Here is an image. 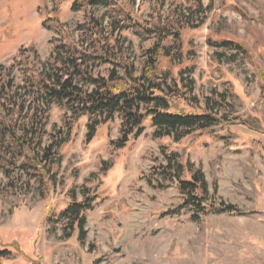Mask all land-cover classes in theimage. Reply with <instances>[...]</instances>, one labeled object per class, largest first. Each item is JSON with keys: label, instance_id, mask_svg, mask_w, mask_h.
<instances>
[{"label": "rangeland", "instance_id": "1", "mask_svg": "<svg viewBox=\"0 0 264 264\" xmlns=\"http://www.w3.org/2000/svg\"><path fill=\"white\" fill-rule=\"evenodd\" d=\"M74 1L0 0V65L13 64L14 85L36 75L39 59L50 55L61 36L77 37V25L89 15H104L106 24L111 16H120L109 11L122 6L144 22L154 0H115L116 6L107 9L83 5L78 10ZM177 1L165 0L163 11ZM202 3L210 9L201 26L183 32L182 59L162 58L158 70L167 72L169 84L176 82L181 90L169 96L174 109L200 114L206 111L207 96L223 93L225 105L216 113L230 120L173 141L153 138L146 119L143 134L114 149L110 142L119 135L117 116L101 124L91 141L85 136L87 118L80 117L56 149L60 161L45 162L46 174L18 166L10 176L0 170V247L12 254L2 264H264V0ZM123 35L131 43L128 61L139 73L143 50L154 39L131 30ZM223 40L240 43L247 54L216 46ZM109 66L100 64L95 72L107 75ZM188 69L193 71L191 93L183 92L180 80L181 71ZM5 113L19 123L25 112L17 116L0 102V114ZM68 117L63 107L51 106L37 149L40 156L51 139L67 132ZM163 147L177 152L181 162L201 168L210 193L216 184V202L245 214H200L193 220L191 208H178L184 196L175 180L153 174L156 165L166 164ZM150 177L162 187L150 184ZM83 194L94 197V207L86 212L87 233L80 242L76 229L65 235L63 219L47 218H56ZM169 210L176 213L167 214Z\"/></svg>", "mask_w": 264, "mask_h": 264}, {"label": "trees", "instance_id": "2", "mask_svg": "<svg viewBox=\"0 0 264 264\" xmlns=\"http://www.w3.org/2000/svg\"><path fill=\"white\" fill-rule=\"evenodd\" d=\"M109 8L116 6L115 0H77L73 8L82 6ZM165 0H154L148 20L138 21L129 9L118 6L112 9L116 15L104 24V15H89L83 23L77 25V37L62 39L52 49L50 55L39 59L36 75H31L22 84L14 85L10 78L13 64L5 68L0 65V102L4 109L11 113L16 111L22 116L17 123L12 114H0V170L10 176L13 167L39 168L45 171V162L50 159L60 161L56 149L69 137L73 123L80 117H86V140L91 141L101 124L112 121L115 116L120 119L119 135L110 144L114 149L123 148L131 139H137L145 130L144 121L149 119L153 127V138H172L179 141L194 131H204L230 119L216 113L218 106L225 105L223 93L214 92L205 98V112L187 113L174 109L169 96L181 92L176 82L169 84V75L158 70L162 58L172 62L183 57L182 34L186 29H197L205 20L209 6L202 0H181L171 4V8L163 11ZM116 8V7H115ZM112 14V13H111ZM59 25V23H58ZM61 27V26H59ZM57 28L61 35L62 31ZM131 30L141 38L154 39L151 47L143 50V62L139 73L134 62L129 60L131 43L123 35V31ZM247 54L240 43L223 40L216 45ZM108 63L107 75L95 72V67ZM6 75L2 76V72ZM192 69L181 71L183 92H192L193 80L190 79ZM264 90V81L261 83ZM24 90V91H22ZM24 92V96L21 94ZM194 99V97H193ZM63 107L69 112L67 132L61 137H54L43 155L37 152L42 144V130L52 105ZM166 164L159 163L153 174L169 180H175L179 192L184 196L178 208L189 207L191 218L198 220L199 215L245 214L231 204L216 202V184L210 193L208 183L199 167L190 161L181 162L175 151L161 149ZM19 165L17 160H20ZM16 167V168H18ZM188 174V178H184ZM153 186L162 185L153 177L147 180ZM94 197L83 194L79 201H72L56 218L49 216L47 220L63 219L66 236L77 231L80 242L86 236V212L94 207ZM169 210L167 214H175ZM52 218V219H51ZM11 251L0 247V264L11 258ZM145 264V263H140Z\"/></svg>", "mask_w": 264, "mask_h": 264}]
</instances>
